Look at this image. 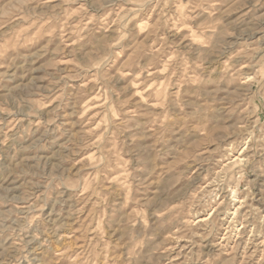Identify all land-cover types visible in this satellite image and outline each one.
Listing matches in <instances>:
<instances>
[{
    "label": "rangeland",
    "instance_id": "rangeland-1",
    "mask_svg": "<svg viewBox=\"0 0 264 264\" xmlns=\"http://www.w3.org/2000/svg\"><path fill=\"white\" fill-rule=\"evenodd\" d=\"M0 264H264V0H0Z\"/></svg>",
    "mask_w": 264,
    "mask_h": 264
}]
</instances>
